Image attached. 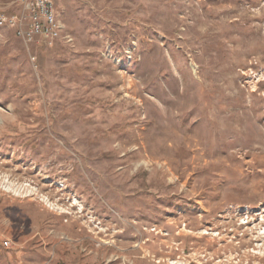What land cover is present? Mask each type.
Returning <instances> with one entry per match:
<instances>
[{"label": "rangeland", "instance_id": "rangeland-1", "mask_svg": "<svg viewBox=\"0 0 264 264\" xmlns=\"http://www.w3.org/2000/svg\"><path fill=\"white\" fill-rule=\"evenodd\" d=\"M54 3L0 26V264H264V0Z\"/></svg>", "mask_w": 264, "mask_h": 264}, {"label": "built area", "instance_id": "built-area-1", "mask_svg": "<svg viewBox=\"0 0 264 264\" xmlns=\"http://www.w3.org/2000/svg\"><path fill=\"white\" fill-rule=\"evenodd\" d=\"M6 22L14 25L25 41L38 35L45 38L58 37L62 28L54 0H23L18 15L10 19H6L4 14L0 15V26Z\"/></svg>", "mask_w": 264, "mask_h": 264}]
</instances>
